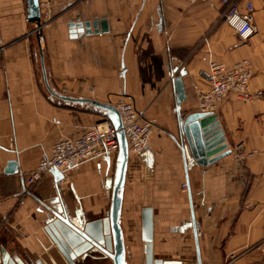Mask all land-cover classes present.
<instances>
[{
  "label": "crops",
  "instance_id": "1",
  "mask_svg": "<svg viewBox=\"0 0 264 264\" xmlns=\"http://www.w3.org/2000/svg\"><path fill=\"white\" fill-rule=\"evenodd\" d=\"M245 1L236 0L240 10ZM250 1L255 33L240 41L221 19L228 6L221 0H49L39 32L28 0H0V251L66 264L43 230L49 202L59 197L71 215L108 210L124 166L121 264H144V207L152 208L153 255L163 264H262L253 245L264 238V0ZM102 19L104 32L70 28ZM242 58L251 64L255 99L229 93L219 103L214 113L230 153L199 165L181 130L198 110L195 89L208 86L210 59ZM179 70L186 71L183 94L174 82ZM121 96L155 121L146 153L126 144L66 167L62 184L51 172L23 192L56 141L104 118L118 123L111 108ZM238 143L243 150L234 157Z\"/></svg>",
  "mask_w": 264,
  "mask_h": 264
},
{
  "label": "water",
  "instance_id": "2",
  "mask_svg": "<svg viewBox=\"0 0 264 264\" xmlns=\"http://www.w3.org/2000/svg\"><path fill=\"white\" fill-rule=\"evenodd\" d=\"M28 2L31 12L28 20L36 21L38 27L40 26L38 0H28ZM105 24L106 22L103 19L80 21L72 23L70 28L73 32L76 31L79 34H89L91 32L106 31ZM40 57L45 85L48 87L42 53H40ZM185 74V70H179V76L174 79L178 92L181 94H183L181 77ZM80 100L105 106L89 99ZM111 111L118 119V123H115V125L120 128L121 122L115 107H112ZM181 130L192 159L199 165L211 164L230 153L224 132L215 113H206L199 110L190 112L185 115ZM118 137L119 148L121 146L125 150L126 140L124 133L119 131ZM186 146L184 144L182 146L184 153L186 152ZM147 151L148 149L143 153ZM123 168L124 166L121 167L118 180L113 187L111 207L108 210L99 211L92 215H71L59 203V197H53L49 202L52 205L51 212L45 219L43 230L66 264H78V262L84 260H101L109 262V264L122 263L121 257L124 247L118 217L121 208L119 190L123 179ZM141 240L144 243V264H163L162 259L154 258L153 255V213L151 207H144L141 211ZM0 264L42 263L23 260L13 252L2 250L0 251Z\"/></svg>",
  "mask_w": 264,
  "mask_h": 264
},
{
  "label": "built area",
  "instance_id": "3",
  "mask_svg": "<svg viewBox=\"0 0 264 264\" xmlns=\"http://www.w3.org/2000/svg\"><path fill=\"white\" fill-rule=\"evenodd\" d=\"M228 4L221 14V19L236 34L240 41L248 40L255 33L253 24V5L250 0L245 1L243 10L237 6L236 0H221ZM40 26L35 32L48 22L50 18L49 0L38 1ZM208 86L195 89L197 107L201 112L214 113L219 103L229 94H234L243 102H250L255 95L249 90V82L253 76L250 61L246 58L233 63H226L210 59L207 70L204 71ZM121 122L118 128L109 118L101 119L92 128L74 138H62L51 147L49 155L41 159L34 170L26 178L23 192H27L30 185L51 172L62 173L68 166L92 158H101L115 154L119 150V131L125 136L128 150L133 153H143L149 148L150 136L155 128V121L144 118L131 101L122 96L114 104ZM243 143H238L233 151L234 157H240ZM65 178L61 174L59 184ZM183 188L185 184L182 185ZM258 251L264 264V238L253 245Z\"/></svg>",
  "mask_w": 264,
  "mask_h": 264
},
{
  "label": "rangeland",
  "instance_id": "4",
  "mask_svg": "<svg viewBox=\"0 0 264 264\" xmlns=\"http://www.w3.org/2000/svg\"><path fill=\"white\" fill-rule=\"evenodd\" d=\"M92 261V260H90ZM93 262V261H92ZM96 264H109V262H106V261H101V260H98V261H94Z\"/></svg>",
  "mask_w": 264,
  "mask_h": 264
}]
</instances>
